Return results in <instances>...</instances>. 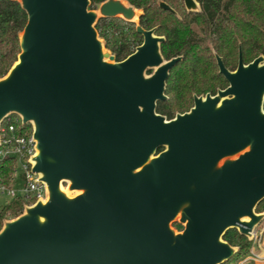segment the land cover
Segmentation results:
<instances>
[{
    "label": "water",
    "instance_id": "1",
    "mask_svg": "<svg viewBox=\"0 0 264 264\" xmlns=\"http://www.w3.org/2000/svg\"><path fill=\"white\" fill-rule=\"evenodd\" d=\"M11 1L27 22L0 78V124L10 113L32 124L31 171L46 197L3 220L0 264L231 259L238 247L226 230L251 237L264 216L255 212L264 199V55L245 64L239 51L234 70L216 55L228 85L167 119L156 105L181 56L165 59L164 37L137 26L143 42L117 61L95 29L99 18L138 23L140 10L125 0H105L99 15L89 0Z\"/></svg>",
    "mask_w": 264,
    "mask_h": 264
},
{
    "label": "trees",
    "instance_id": "2",
    "mask_svg": "<svg viewBox=\"0 0 264 264\" xmlns=\"http://www.w3.org/2000/svg\"><path fill=\"white\" fill-rule=\"evenodd\" d=\"M89 1L88 9L96 10L105 0ZM125 1L142 12L138 23L120 17L99 18L95 29L117 61L126 58L143 42L137 26L145 30L154 28L156 35L164 37L160 50L165 59L181 56L166 80V99L156 105V111L167 119L187 111L193 105L194 96L213 95L228 85L218 71L216 55L229 70L236 68L239 51L245 64L264 55V0H196L200 12H187L182 0ZM160 2L171 11L161 9ZM26 22L27 15L18 1L0 0V78L17 59L19 34ZM20 127L29 130L26 125L20 124ZM15 165V158L9 156L0 162V185L11 186ZM23 205L22 197L15 196L0 206V229L3 219L7 215H19ZM256 210H264V200ZM173 226L177 230L183 228L178 222ZM223 239L239 248L230 261L249 251L250 242L236 228L226 230Z\"/></svg>",
    "mask_w": 264,
    "mask_h": 264
},
{
    "label": "built area",
    "instance_id": "3",
    "mask_svg": "<svg viewBox=\"0 0 264 264\" xmlns=\"http://www.w3.org/2000/svg\"><path fill=\"white\" fill-rule=\"evenodd\" d=\"M3 123V124H2ZM2 124V125H1ZM0 124V162L5 157L15 158L18 165L22 167L21 189L0 185V192H6L10 198L21 196L26 202H35L46 197V184L39 180V175L31 171L32 157L35 154V140L33 138L32 124L22 123L19 115L7 114ZM20 124L29 127L28 131L22 130ZM17 175L15 167L12 177ZM251 236L257 240V234L253 229ZM260 246V244H258ZM250 264H264V250H253L248 257Z\"/></svg>",
    "mask_w": 264,
    "mask_h": 264
},
{
    "label": "rangeland",
    "instance_id": "4",
    "mask_svg": "<svg viewBox=\"0 0 264 264\" xmlns=\"http://www.w3.org/2000/svg\"><path fill=\"white\" fill-rule=\"evenodd\" d=\"M95 12L97 13V15H99V12H98V9H96L95 10ZM201 96H205V94L204 95H201ZM193 106V105H192ZM191 106V107H192ZM190 107V108H191ZM189 108V109H190ZM188 109V110H189ZM187 110V111H188ZM177 113H179V112H177ZM176 113V114H177ZM15 167L17 168V175H15L14 177H13V182H12V184H11V188L12 189H14V190H16V192H18L20 189H21V187H22V185H23V182H22V177H23V174H22V167L20 166V165H18L17 164V162H16V165H15ZM61 185H62V187L64 188V190H67V192H68V194L70 195V196H73V195H75L76 193H77V191H71V190H69V188H68V186H69V183L68 182H66V181H63V182H61ZM10 199V195H8L6 192H0V206L1 205H3L6 201H8ZM23 199V198H22ZM264 200V199H263ZM23 203H24V205H23V210H24V206H26V205H31L32 203L31 202H26V201H24V199H23ZM255 212L256 213H263L264 214V210H262V211H257L256 210V208H255ZM14 217H12L11 215H7L3 220H11V219H13ZM175 222H178V223H180L179 222V220L178 219H176V221ZM174 223V222H173ZM173 223H172V227L174 228V226H173ZM181 224V223H180ZM182 226H183V224H181ZM254 230H255V232H256V234H257V240H256V242L254 241V237H246L247 239H248V241L250 242V248H249V251L248 252H246L244 255H242L241 257H236L235 259H233V260H231L230 261V259L228 260V261H226V262H224L223 264H250V262H249V260H248V257L251 255V253H252V251L253 250H260V249H263L264 250V216H263V218L261 219V221L257 224V225H255V227L253 228ZM177 231H179V230H177ZM258 244H260V246L258 245ZM238 252H239V248H238V250H237V252H236V254H238ZM235 254V255H236ZM234 255V256H235ZM233 256V257H234ZM232 257V258H233ZM231 258V259H232Z\"/></svg>",
    "mask_w": 264,
    "mask_h": 264
},
{
    "label": "bare ground",
    "instance_id": "5",
    "mask_svg": "<svg viewBox=\"0 0 264 264\" xmlns=\"http://www.w3.org/2000/svg\"><path fill=\"white\" fill-rule=\"evenodd\" d=\"M61 189L64 191V192H66L67 193V190H64V188L62 187V185H61ZM248 220V218L247 217H245V218H242V221H247Z\"/></svg>",
    "mask_w": 264,
    "mask_h": 264
},
{
    "label": "flooded vegetation",
    "instance_id": "6",
    "mask_svg": "<svg viewBox=\"0 0 264 264\" xmlns=\"http://www.w3.org/2000/svg\"><path fill=\"white\" fill-rule=\"evenodd\" d=\"M182 2H183V0H182ZM195 2H196V0H195ZM197 3V2H196ZM198 4V3H197ZM183 6H184V3H183ZM198 7H199V10L198 11H192V12H200V6H199V4H198ZM184 8H185V6H184ZM185 10H186V8H185ZM187 11V10H186ZM187 12H189V11H187Z\"/></svg>",
    "mask_w": 264,
    "mask_h": 264
},
{
    "label": "crops",
    "instance_id": "7",
    "mask_svg": "<svg viewBox=\"0 0 264 264\" xmlns=\"http://www.w3.org/2000/svg\"><path fill=\"white\" fill-rule=\"evenodd\" d=\"M6 202H7V201H6ZM6 202H5V203H6Z\"/></svg>",
    "mask_w": 264,
    "mask_h": 264
}]
</instances>
